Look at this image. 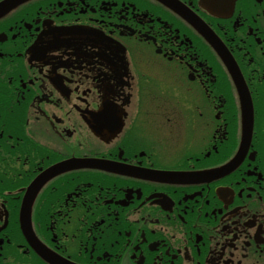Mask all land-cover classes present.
<instances>
[{
	"label": "flooded vegetation",
	"instance_id": "flooded-vegetation-1",
	"mask_svg": "<svg viewBox=\"0 0 264 264\" xmlns=\"http://www.w3.org/2000/svg\"><path fill=\"white\" fill-rule=\"evenodd\" d=\"M179 1L242 77L241 155L229 71L160 1L0 0V264H264V0ZM69 158L109 169L51 172L27 239L28 183Z\"/></svg>",
	"mask_w": 264,
	"mask_h": 264
}]
</instances>
